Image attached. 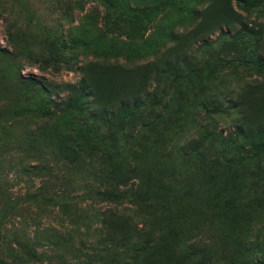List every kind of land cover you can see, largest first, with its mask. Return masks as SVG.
<instances>
[{
    "label": "rangeland",
    "instance_id": "rangeland-1",
    "mask_svg": "<svg viewBox=\"0 0 264 264\" xmlns=\"http://www.w3.org/2000/svg\"><path fill=\"white\" fill-rule=\"evenodd\" d=\"M256 55L264 0H0V264H264V137L212 144L197 106L223 90L257 114ZM114 58L119 83L146 74L142 114L69 115L61 84Z\"/></svg>",
    "mask_w": 264,
    "mask_h": 264
},
{
    "label": "trees",
    "instance_id": "trees-1",
    "mask_svg": "<svg viewBox=\"0 0 264 264\" xmlns=\"http://www.w3.org/2000/svg\"><path fill=\"white\" fill-rule=\"evenodd\" d=\"M236 2L246 3L249 0H235ZM244 32H247L251 36H257V31H251L247 29V24H242L241 28ZM257 45V42L254 43ZM263 52V51H262ZM114 63L109 68L108 75L98 77L91 80L88 76L86 69L83 70L85 74H82L77 84H70L69 82H63L61 84L62 89L67 91V94L61 99V103L67 110L69 115H73L76 111H79L81 117H90L99 119L102 123H108L111 128L115 122L135 114H142L143 106L145 102L141 101V95H148L146 92L147 76H137L124 84L119 83L124 79V73L118 65L117 58L113 59ZM255 64L256 68H261L259 72L255 73V76L248 74L249 80L242 82V87L247 86L251 92L257 96H264V87L261 85L264 83V56L259 57L256 55L255 60L251 61ZM188 65V56L177 60L168 68L169 71H178L181 67ZM119 66V67H118ZM149 67V65H142ZM123 69V70H124ZM165 72V71H164ZM254 75V74H252ZM253 77V78H251ZM101 86H110L113 89L110 94L105 96L102 93H98V88ZM42 86V84H39ZM240 86V87H241ZM88 90L91 96L90 103H92L97 114H95L89 107H84V97L86 96L83 90ZM155 93V91L153 92ZM154 95V94H152ZM244 94H237L233 100L224 94V91H218L211 93L205 100L201 99L197 106L199 107L198 115L202 118L201 125L198 126L203 129L205 137L212 144L217 143L219 145L225 144V146H233L235 148L244 149V143L250 142L253 139L264 137V105L258 108L257 114H250L246 110V101L243 99ZM108 99H107V98ZM104 100H107L106 102ZM108 100H110L108 102ZM230 100V101H229ZM232 101V102H231ZM105 102V103H104ZM94 110V111H95ZM99 110V111H98ZM108 111V113H107ZM232 115L233 129L222 133L218 131L219 121L222 116ZM139 116L137 119H140ZM232 120V119H231ZM91 130L90 125H85L84 128L79 129L78 139L75 140L74 145H79L81 140L87 138L86 133ZM88 139V138H87ZM79 140V141H78Z\"/></svg>",
    "mask_w": 264,
    "mask_h": 264
}]
</instances>
